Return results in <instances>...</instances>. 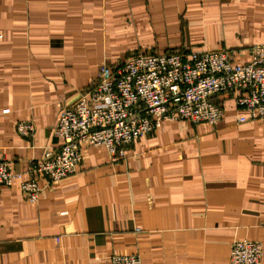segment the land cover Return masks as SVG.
<instances>
[{"label": "crops", "instance_id": "crops-1", "mask_svg": "<svg viewBox=\"0 0 264 264\" xmlns=\"http://www.w3.org/2000/svg\"><path fill=\"white\" fill-rule=\"evenodd\" d=\"M262 42L264 0H0V152L20 176L0 187V264H229L244 239L264 264V120L238 123L249 113L232 99L216 126L163 122L123 158L82 146L77 172L47 187L29 173L102 63L225 49L244 65ZM32 178L36 203L21 190Z\"/></svg>", "mask_w": 264, "mask_h": 264}, {"label": "built area", "instance_id": "built-area-1", "mask_svg": "<svg viewBox=\"0 0 264 264\" xmlns=\"http://www.w3.org/2000/svg\"><path fill=\"white\" fill-rule=\"evenodd\" d=\"M226 99L249 113L238 123L264 120V42L253 47L244 65H233L232 53L225 49L135 53L117 64L102 63L88 90L61 109L53 128L61 144L29 173L47 187L77 172L82 146L101 147L110 158H123L126 148L163 122L216 126ZM16 132L31 139L35 128L23 121ZM19 177L0 152V187H10ZM21 190L29 203H36L42 188L32 178ZM261 258L259 242L244 239L231 245L229 264H261ZM111 264L141 260L138 255H113Z\"/></svg>", "mask_w": 264, "mask_h": 264}]
</instances>
